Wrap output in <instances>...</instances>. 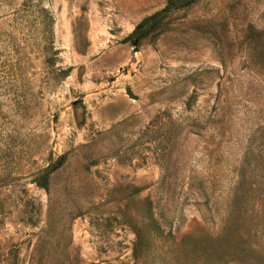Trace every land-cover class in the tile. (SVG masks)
Here are the masks:
<instances>
[{"label":"rangeland","instance_id":"1","mask_svg":"<svg viewBox=\"0 0 264 264\" xmlns=\"http://www.w3.org/2000/svg\"><path fill=\"white\" fill-rule=\"evenodd\" d=\"M164 3L41 0L48 67L35 8L0 0V264H28L47 229L31 182L45 166L52 231L76 264H154L158 243L134 263V228L152 214L177 239L201 223L191 180L217 219L244 153L264 185V0H195L124 39Z\"/></svg>","mask_w":264,"mask_h":264},{"label":"trees","instance_id":"2","mask_svg":"<svg viewBox=\"0 0 264 264\" xmlns=\"http://www.w3.org/2000/svg\"><path fill=\"white\" fill-rule=\"evenodd\" d=\"M195 0H165L164 5L141 18L124 39L154 37L166 25L167 17L175 10L192 4ZM28 4L26 8L34 7L38 13L36 19L38 34L42 40V48L48 54L45 60L49 67L53 63V48L51 39L52 17L49 11L41 6V0H22ZM31 6V7H29ZM70 68H61L59 73L66 76ZM248 157L244 153L236 170V180L231 187L226 206L217 219L209 198L202 186L193 180L188 189L194 190L191 203L199 212L201 223L182 233L175 239L171 231L163 233L160 222L152 214L147 217L149 229L144 232L135 227L131 255L134 263L145 255L150 244L160 246L159 251L152 254L156 259L154 264H264V185L250 178ZM52 167L39 169L31 182L42 188L48 194L45 209V225L32 245L28 255V264H76L78 256L66 258V246H60L59 236L52 231L54 226L55 203L49 197L50 173ZM204 197L202 200L199 197ZM27 220L31 221L28 217ZM42 232V233H41ZM17 247H14V252ZM53 260V261H51Z\"/></svg>","mask_w":264,"mask_h":264},{"label":"water","instance_id":"3","mask_svg":"<svg viewBox=\"0 0 264 264\" xmlns=\"http://www.w3.org/2000/svg\"><path fill=\"white\" fill-rule=\"evenodd\" d=\"M135 43V41H133V44Z\"/></svg>","mask_w":264,"mask_h":264}]
</instances>
